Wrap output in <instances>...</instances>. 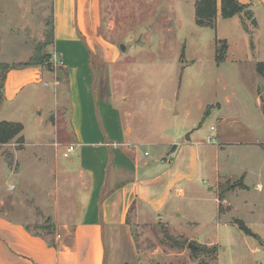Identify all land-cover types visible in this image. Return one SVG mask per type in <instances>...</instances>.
<instances>
[{"label":"rangeland","instance_id":"1","mask_svg":"<svg viewBox=\"0 0 264 264\" xmlns=\"http://www.w3.org/2000/svg\"><path fill=\"white\" fill-rule=\"evenodd\" d=\"M46 1L0 0V63L43 57V47L51 39ZM195 2L103 0L100 33L119 47L121 57L97 74L100 80L93 95L82 85L88 140L84 150L94 153L84 157H90L100 173L106 172L109 185L119 175L125 181L157 170L168 175L164 187L186 188L184 197L173 192L161 211L141 208L142 220L132 215L137 264H264V187L259 185H264V98L262 105L257 98L264 91V76L259 61H254L257 27L252 29L255 26L247 21L252 32L247 31L239 16L221 17L215 27L199 25ZM253 9L264 25V10ZM219 36L229 43L221 63ZM81 69L84 76L86 66ZM3 75L0 70V83ZM36 109L32 104L30 112ZM126 121L131 133L125 130ZM189 132L192 141L186 139ZM128 148L129 166L120 155ZM25 149L17 154L21 169L14 164L13 149L0 150V181L14 170L21 172L29 194L41 192L36 187L40 181L55 189L59 174L35 160L34 147ZM78 150L66 157L58 149L59 163L77 166ZM103 151L109 155L104 168ZM141 168H149L148 173ZM4 200L1 211L20 214L34 231H48L43 212L24 191ZM236 218L255 235L246 234ZM167 232L186 235V245H173Z\"/></svg>","mask_w":264,"mask_h":264},{"label":"crops","instance_id":"2","mask_svg":"<svg viewBox=\"0 0 264 264\" xmlns=\"http://www.w3.org/2000/svg\"><path fill=\"white\" fill-rule=\"evenodd\" d=\"M46 2L49 5L46 11H50L51 39L43 47L44 58L31 65H25L31 59L11 63L23 65L8 69L0 83V120L21 122L25 141L22 150L16 142L2 144L0 150L13 149L14 164L20 168L17 154L32 146L36 151L35 160L45 168L52 167L53 173L59 176L54 177L58 176L55 189L40 181L36 187L41 192L35 195L24 188L26 180L23 176L20 178L21 172L12 170L13 175L0 181V208L5 205L6 195L15 192L18 198L24 191L27 197L34 199V205L43 212L39 215L44 217L45 227H49L45 233H39L42 231L31 229L30 222L19 217L20 214L10 216L7 211L0 210V261L2 264H137L139 250L132 215L142 220L140 211L144 207L159 212L173 192L184 197L186 188L164 187L162 182L168 175L157 170L125 181H120L119 175L113 185H109L106 172L101 170L100 173L90 157L85 160V155L94 153L84 150L88 140L85 139L83 87L93 95L100 80L97 74L109 64L117 63L121 51L100 33L103 0ZM248 4L254 16V7L264 10V0ZM221 17L219 13L216 26ZM256 21L257 26L252 27H257L258 55L254 61L264 62V25L257 18ZM224 38L228 41L226 37H217ZM54 56L58 63H54ZM96 58L99 63L95 62ZM84 66L85 75L81 76ZM262 92L257 97L261 105ZM32 104L37 105L35 112H30ZM125 130L132 132L127 121ZM69 144H75V151L83 148L81 152L78 150L79 163L75 167L62 165L60 153L56 155L58 149H63L64 155ZM129 151L128 148L120 152L127 166L131 162L126 155ZM103 152L104 168L109 155ZM196 156L199 159V152ZM144 165L149 167V162ZM149 168H141L145 170L142 173H148ZM217 202L220 203L219 198Z\"/></svg>","mask_w":264,"mask_h":264},{"label":"trees","instance_id":"3","mask_svg":"<svg viewBox=\"0 0 264 264\" xmlns=\"http://www.w3.org/2000/svg\"><path fill=\"white\" fill-rule=\"evenodd\" d=\"M196 23L199 25H207L211 27L216 26V19L218 14L220 13L224 18H230L233 16H239L243 20V24L245 29L249 32L250 27L247 21H250L253 26H257V21L254 16L252 9L249 7V4H244L239 0H196ZM218 52L219 56H217V61L219 63L223 62L226 59L227 49H228V41L218 40ZM44 56H34L31 58L29 62H26L25 65L37 64ZM23 64H14L9 65L6 63H0V70L4 71V73L13 66H20ZM259 72L264 76V62L258 63ZM5 76V74H4ZM3 76V77H4ZM24 125L21 122L8 121V120H0V145L16 142L19 147H21L24 143L23 136ZM224 192L219 196L220 203H222L224 199ZM235 223H238L240 228L245 231L248 235H255V233L246 225V223L236 218ZM167 239L173 244L177 246H184L188 241V237L186 235H180V237H174L172 234L166 233ZM202 247V248H201ZM199 249H207L209 251H216V246L213 248H208L207 246H201ZM200 264H207L206 262H201Z\"/></svg>","mask_w":264,"mask_h":264},{"label":"built area","instance_id":"4","mask_svg":"<svg viewBox=\"0 0 264 264\" xmlns=\"http://www.w3.org/2000/svg\"><path fill=\"white\" fill-rule=\"evenodd\" d=\"M54 63H58V58L56 56H54ZM60 63L64 64V62L62 60L60 61ZM211 129L213 130L214 126H212ZM208 139H209V141L214 140V138H212L211 136H209ZM75 149H76L75 144H69L64 155L66 157L70 156L75 151Z\"/></svg>","mask_w":264,"mask_h":264},{"label":"water","instance_id":"5","mask_svg":"<svg viewBox=\"0 0 264 264\" xmlns=\"http://www.w3.org/2000/svg\"><path fill=\"white\" fill-rule=\"evenodd\" d=\"M186 139L187 140H191V132H189L187 135H186ZM192 245V244H191Z\"/></svg>","mask_w":264,"mask_h":264}]
</instances>
